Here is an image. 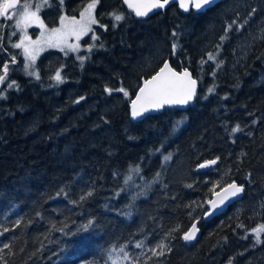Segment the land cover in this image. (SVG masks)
<instances>
[{
    "label": "trees",
    "instance_id": "trees-1",
    "mask_svg": "<svg viewBox=\"0 0 264 264\" xmlns=\"http://www.w3.org/2000/svg\"><path fill=\"white\" fill-rule=\"evenodd\" d=\"M98 13L106 28L91 51L42 54L39 79L8 68L0 264H246L264 238L250 232L264 224V0L189 13L173 5L143 20L122 0H101ZM13 55L22 63L21 50ZM166 60L192 71L195 101L132 120L142 80ZM233 181L243 198L186 242L206 202Z\"/></svg>",
    "mask_w": 264,
    "mask_h": 264
},
{
    "label": "snow or ice",
    "instance_id": "snow-or-ice-1",
    "mask_svg": "<svg viewBox=\"0 0 264 264\" xmlns=\"http://www.w3.org/2000/svg\"><path fill=\"white\" fill-rule=\"evenodd\" d=\"M99 0H92L91 3L87 5L85 12L81 13V19L85 18V13H87V24H80V21H76L75 18L72 19L71 23L74 25H80L79 28H74L71 33H64L61 29H53L51 33H49V37L46 43L50 47H59L61 43L65 44L66 47L72 51H76L78 45H69L67 44V36L69 34L76 35L77 40L81 34L92 31L91 25L97 23L93 16V10L96 7V4ZM127 2V0H126ZM169 2V0H152V3L146 4L143 6L137 5L136 7V15L137 16H146L148 11L153 8H163ZM18 0H7V2L0 5V17H5L6 19H13L14 17H18L15 20V24L17 27L21 28V30L25 29L29 23L33 20L38 21L40 26L43 27V22L39 20L38 13L41 8L45 5L50 6L48 0H43L42 4L35 5V11H31L33 5L30 3H23L20 5V9L18 12L14 11L13 15H7L9 9L17 8ZM59 3L62 5L63 0H59ZM181 7L185 10H188L189 5H191L194 9L200 10L206 7H212L215 5L216 0H180ZM133 7V5H129ZM141 8L145 10H141ZM255 13V9L252 10ZM115 20L120 21L124 19L122 15H118L113 13ZM66 17H61V24H64ZM243 27V25H240ZM228 28L231 29L232 25L229 24ZM16 33L13 32V35ZM175 35V34H174ZM43 36V33H42ZM53 37H56V42H53ZM95 39V37H93ZM224 39V37H222ZM32 44L40 43V41H33ZM15 48H23L24 55L28 58L30 63L26 65V68H31L32 63L35 60V50L31 49L29 46H26L24 40H21L20 43L14 44ZM175 45H173V52H175ZM61 51H64V48H61ZM88 51H91V47H89ZM80 59H86V57H79ZM15 56L12 57L13 62H15ZM209 59H214L212 55H209ZM8 72V65L3 66V75H0V84H3ZM29 75H35L37 79H39V74L33 71L29 72ZM54 79L57 82H63V78L61 76L60 71H57ZM196 83L197 81L191 78V74L185 69L183 72H177L171 68L168 62H164L163 66L159 69V71L151 76L150 79H145L143 81V86L139 88V93L136 95L135 99L131 103V115L133 118L142 117L149 109H160L164 107L166 104H179L185 105L188 104L189 101L193 100L196 95ZM15 86V82H11L7 85V87L11 88ZM109 93L112 92V89H106ZM117 91L124 93L125 96L128 93L125 91L123 87L117 89ZM209 92H212L213 89H209ZM234 131H239V126L234 129ZM169 157H166L168 159ZM218 159V158H217ZM216 160L206 161L199 165L200 168H205L210 164H215ZM219 186V185H217ZM244 191L243 186H238L236 183H229L226 187L221 189V192L215 193L218 200H209L206 203L210 205V207L205 211L206 216H210L213 214L214 210L217 209L219 204H222L225 199L228 197H235L238 194ZM91 195V193H89ZM92 225V221H89L88 224L82 226V228L86 231ZM243 225H241L242 227ZM198 231L196 224L193 223L191 229L186 231L183 235V239L186 241H191L195 239L196 232ZM254 232L259 233L260 231H264V226H261L259 229H254ZM257 242L259 241V236H257ZM7 247V246H6ZM136 247H140L139 244ZM161 249L165 247L164 244L158 245ZM124 250L121 249V252ZM156 254V253H154ZM160 255L163 252L159 253Z\"/></svg>",
    "mask_w": 264,
    "mask_h": 264
},
{
    "label": "flooded vegetation",
    "instance_id": "flooded-vegetation-1",
    "mask_svg": "<svg viewBox=\"0 0 264 264\" xmlns=\"http://www.w3.org/2000/svg\"><path fill=\"white\" fill-rule=\"evenodd\" d=\"M22 0H20V5H21ZM59 2V1H58ZM75 2V8L73 11V16L76 17V21H80V24L83 22L81 19V13L83 8L86 6V3L88 0H74ZM101 0H99L98 7L100 5ZM71 3V0H63V4L61 5L60 3L57 5H53V7H45L41 9L40 16H41V21L43 22V27L38 26L36 27V30L32 34V41L38 40L42 42L41 48L44 50V53L47 52H61V53H66L70 55H77V54H83L86 52H89L88 49L89 47L92 48L95 42L101 38L102 31H105L106 25H105V20L100 19V15L98 13V7L96 8V12L94 13V18L97 21V23L92 24L91 28L92 31H89L87 33L81 34L79 37V40H77L76 36H70L67 37V44L69 45H78L76 51H72L66 47L65 44L61 43L59 47H50L46 41L48 39L49 33L53 29H62L63 26L61 25V18L57 19V17L60 15L61 11L63 10V5H67L69 8V4ZM19 5V6H20ZM70 10V8H69ZM13 12V11H12ZM80 18V19H79ZM51 19H55V23L51 22ZM2 23V35H1V41H0V55H5V62L4 65H8V68H10L13 65L19 66L21 64V61H18L15 59V62H13L12 57L14 49H18L13 47V45H6V35H5V30L9 24V19L8 22H5V19H1ZM77 28L80 27V25H76ZM43 33V36H42ZM95 37V39H93ZM38 38V39H37ZM98 39V40H97ZM44 40V41H41ZM61 48H64V51H61ZM18 50H21L20 48ZM3 65V66H4ZM263 225L257 226L255 229H259ZM254 230V229H253ZM251 230V234H264V231H260L259 233L254 232ZM261 247L257 250H255L248 260H246V264H264V238L261 240Z\"/></svg>",
    "mask_w": 264,
    "mask_h": 264
},
{
    "label": "rangeland",
    "instance_id": "rangeland-1",
    "mask_svg": "<svg viewBox=\"0 0 264 264\" xmlns=\"http://www.w3.org/2000/svg\"><path fill=\"white\" fill-rule=\"evenodd\" d=\"M58 1L59 0H48V3L50 4V6L45 5V7L49 8V7H53V5H55V4L58 5L59 4ZM68 1H70V0H68ZM5 2H6V0H0V5H2ZM91 2H92V0H88V2L86 3V6L83 8L82 12H85V9L87 8V5L89 3H91ZM23 3L32 4L33 8L30 9V10L31 11H35V7L34 6L37 5V4H42L43 0H23L21 2V4H23ZM97 7H98V4H96L95 9L93 10V13H92L93 16H94V13L96 12V8ZM42 8H44V6ZM69 8H70V10H69ZM69 8H68L67 5L64 4L63 5V10L61 11L60 15L57 17V19H60L61 17H66V20L64 21V24L63 25L61 24L63 26L61 31L64 32V33H71L74 28H77L76 25L71 23L73 18L76 19V17L72 15L73 11H74V7H70L69 6ZM19 9H20V6H18V8L15 9L14 11L18 12ZM13 12H11L9 14V16L13 15ZM40 12H41V10H40ZM40 12L38 13V15H39V20L41 21ZM2 18L3 17H0V41H1V35H2V23H1V19ZM16 18H18V17H14L13 19H9V24H8L6 30H5L6 45L7 46L14 45V44L20 43L21 40H24V43H25L26 46H29L31 49L35 50V53H34L35 54V60H34V62H31L32 63V67L31 68H26V65H28L30 63V61L23 54L24 53L23 48H20L21 49V56H22V63L17 67V69L14 71V73L21 72L24 75L28 76L29 72L33 71V69H34L35 72H37L40 75L41 73H39L38 67L36 65L39 63L41 55L44 52V50L41 48L42 42L37 43V44H32L31 43V42H33L32 41L33 39H31L32 38V34L36 30V27L40 26V23L38 21L33 20L31 23L28 24V26L25 29L21 30V28L17 27L16 24H15ZM50 21L55 23V19H51ZM87 23H88L87 13H85V18L83 19V22L81 23V25L82 24H87ZM13 32H15L16 34L13 35ZM70 36H76V35L69 34L67 37H70ZM56 39H57L56 37H53V42H56ZM35 41H38V40H35ZM41 41H44V40H41ZM30 76L36 77L35 75H30ZM11 82H13V81L12 80H8L7 82L4 81L3 84H0V97L3 96V94H4L3 92L7 89V85L9 83H11Z\"/></svg>",
    "mask_w": 264,
    "mask_h": 264
},
{
    "label": "water",
    "instance_id": "water-1",
    "mask_svg": "<svg viewBox=\"0 0 264 264\" xmlns=\"http://www.w3.org/2000/svg\"><path fill=\"white\" fill-rule=\"evenodd\" d=\"M220 1H221V0H216V3H215V4H217V3L220 2ZM6 2H7V0H6ZM122 3H123V6H124L129 12H131L136 18L141 19V20H143V19H148V18L152 17L153 15H155L156 13L161 12V11H165L166 9H168L169 7H171V6H173V5H177L178 9H179L181 12H183V13H189L191 10H193V11H195V12H201V11H204L205 9H208V8H209V7H206V8H204V9L196 10V9H194L191 5H189L188 10H185L183 7H181L180 0H169V2L165 5V7H163V8H153L152 10L148 11V13H147L146 16H137V15H136V7H135V6H137V5L143 6V5H146V4H150V3H152V0H127V2H126V0H122ZM130 4L133 5V7H130V6H129ZM19 5H20V0H18L17 8H18ZM13 10H14V9H9L7 15H9ZM141 10H145V9L141 8ZM3 18L5 19V22L7 23V22H8V19H6L5 17H3ZM165 62H168L169 65L171 66V68L174 69V70L177 71V72H183V71L185 70V69H183V70H178V69H176V68L171 64V62H170L169 60H166ZM162 66H163V65H162ZM162 66H161V67H162ZM161 67H160V68H161ZM186 70L191 74V78L197 81V79L193 76L192 71H191L190 69H188V68H186ZM158 71H159V70H158ZM158 71H157V72H158ZM157 72H156V73H157ZM156 73H155V74H156ZM155 74H153V75H155ZM153 75H152V76H153ZM150 78H151V77H149V78H144V79L142 80V83H141V86H140V87L143 86V81H144L145 79H150ZM198 88H199V83H198V81H197V83H196V95H195V97H194L193 100L189 101L188 104H185V105H179V104H170V105H169V104H166L164 107H162V108H160V109H149V111L146 112V113L144 114V116H142V117L133 118L132 115H131V118H132V120H134V121H140V120L144 119V118H145L146 116H148V115L155 114V113H157V112H159V111H162V110H164L165 108H167V107H171V106H173V107H177V108H180V109H185L190 103H192V102L195 101V99H196V97H197V94H198ZM138 93H139V89H138V91L136 92V95H137ZM136 95H135V97H136ZM135 97L133 98V100L135 99ZM133 100H132V101H133ZM131 103H132V102H131ZM131 110H132V109H131ZM215 160H216V159H215ZM209 161H211V160H209ZM217 162H218V160H216V163H215V164H210V165H208V166L205 167V168H200V167H198V170L201 171V170H205V169L212 168V167H214V166L217 164ZM203 163H205V162H203ZM233 182L236 183L238 186H243L244 191H245V186H244L243 184H240V183H238L237 181H233ZM233 182H231V183H233ZM226 186H227V185H226ZM226 186H224V187H226ZM224 187H223V188H224ZM221 189H222V188H221ZM221 189L218 190V191H216L215 193H219V192H221ZM244 191H243L242 193L238 194V195L235 196V197H228L227 199H225L224 202H223L222 204H219V205H218L217 209L214 210V212H213L212 215H210V216H206V215H204V217H200V218L196 219V220L194 221V223L196 224V227H197L198 231L196 232L195 239H193V240H191V241H186V242L191 243V244H195V243H197L198 240L200 239V236H201L200 224H201L202 219H204V220H209V219H211L213 216H215L216 214H218V213H220V212H223V211L226 210L230 205H232L233 203H235V202L239 201L240 199H242V198H243V195H244ZM215 193L213 194V196H212V198H211L210 200H218V199H219V197H217V196L215 195ZM207 207L209 208L210 205L207 204ZM190 229H191V227H190Z\"/></svg>",
    "mask_w": 264,
    "mask_h": 264
},
{
    "label": "bare ground",
    "instance_id": "bare-ground-1",
    "mask_svg": "<svg viewBox=\"0 0 264 264\" xmlns=\"http://www.w3.org/2000/svg\"><path fill=\"white\" fill-rule=\"evenodd\" d=\"M98 40V39H97ZM97 43V42H96ZM213 168V167H212ZM210 169V168H209ZM206 170V169H205ZM200 171V170H199ZM201 171H203V170H201Z\"/></svg>",
    "mask_w": 264,
    "mask_h": 264
}]
</instances>
